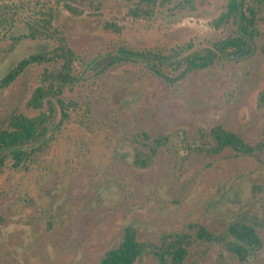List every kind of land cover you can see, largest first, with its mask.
I'll use <instances>...</instances> for the list:
<instances>
[{
    "label": "rangeland",
    "instance_id": "1",
    "mask_svg": "<svg viewBox=\"0 0 264 264\" xmlns=\"http://www.w3.org/2000/svg\"><path fill=\"white\" fill-rule=\"evenodd\" d=\"M229 1L155 0L151 16L135 18L128 10L137 0H0V78L61 44L75 53L78 76L62 89L63 110L57 106L44 138L24 148L26 160L15 165L0 154V264H97L127 226L157 244L165 234L189 235L181 264H264V149L211 151L217 125L261 140L264 2L244 0L257 5L245 57L220 55L182 77L168 60L158 63L160 74L134 56L103 62L120 48L203 52L237 31L233 18L217 21ZM59 65L30 64L0 89V130L14 114L47 109L46 100L41 109L27 102ZM137 153L145 165L135 163ZM233 221L253 225L262 240L244 260L223 242L196 237L204 227L233 240ZM136 264L159 262L144 255Z\"/></svg>",
    "mask_w": 264,
    "mask_h": 264
},
{
    "label": "trees",
    "instance_id": "2",
    "mask_svg": "<svg viewBox=\"0 0 264 264\" xmlns=\"http://www.w3.org/2000/svg\"><path fill=\"white\" fill-rule=\"evenodd\" d=\"M254 1L258 4L264 2V0ZM152 3L154 4L155 0H137L136 4L129 8L128 13L135 18L149 17L152 13L150 7ZM255 3L230 0L227 11L217 21L222 23L233 18V21L238 25L237 31L215 41L210 48L204 49L203 52L181 53V51L174 49L171 55L164 56L120 48L114 55L110 54L104 57L103 62L111 65L119 61L121 57L134 56L148 61L149 67L160 74L158 63L168 60L175 68L182 67L179 73L182 77L194 70L209 67L220 55L236 58L245 57L251 53L253 38L256 34L254 21L257 5ZM74 58L73 50L66 44H61L50 51L37 52L21 59L0 78V89H2L12 83L30 64H41L51 60L60 62L58 67L45 71L43 84L34 89L27 102L29 107L41 109L43 101L46 100L49 103L47 109L41 110L39 114L34 116H27L22 113L14 114L9 118L8 125L0 130V154L11 155L15 165L26 160L28 155L24 148L29 143L38 142L44 138L47 131L46 123L54 116L57 106L61 111L63 110V101L59 95L65 86L73 84L78 77L74 71ZM52 98L55 99L52 100ZM258 101L259 104L264 105V89L261 91ZM211 133L215 139L211 151L215 153L221 152L226 147L232 149L235 155H253L255 152L264 149V127L261 140L255 144L246 142L240 134L224 129L220 125L211 128ZM164 140L161 137L155 138L153 141L156 146H160ZM135 163L145 165L146 160L137 153ZM228 233L234 238L233 240L228 239L226 235H217L204 227H199L196 237L206 241L223 242L225 247L241 260L246 259L249 255V249H258L262 245V240L254 226L249 223L233 221L228 226ZM190 243V236L183 233L165 234L161 237L159 244L141 241L137 239L135 229L132 226H127L122 240L116 247L108 249L97 264H136V261L144 255L154 256L159 264H181L187 255V246Z\"/></svg>",
    "mask_w": 264,
    "mask_h": 264
}]
</instances>
